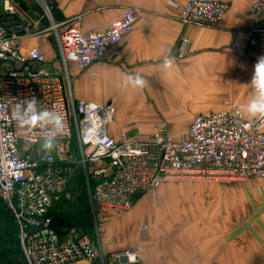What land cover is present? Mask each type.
I'll use <instances>...</instances> for the list:
<instances>
[{"label":"crops","instance_id":"crops-1","mask_svg":"<svg viewBox=\"0 0 264 264\" xmlns=\"http://www.w3.org/2000/svg\"><path fill=\"white\" fill-rule=\"evenodd\" d=\"M187 1L0 0V14L7 2L14 7L29 27L22 52L40 48L48 67L64 72L58 34L71 26L82 32L104 30L127 6L137 9V23L119 57L107 55L85 70L67 64L72 96L112 106L114 138L127 132L145 140L164 120L184 119L169 131L182 138L196 115L245 105L254 94V65L264 56V18L250 14L256 0H221L230 11L219 25L184 23L181 11ZM169 55L175 68L166 72L162 62ZM122 73H138L147 84L125 89ZM160 187L145 191L127 212L148 215L150 223L132 229L125 242L103 240V257L93 264H115L112 254L129 248L139 252L132 264H264V185L259 179L239 187ZM127 213L113 215V233L121 232L117 219Z\"/></svg>","mask_w":264,"mask_h":264},{"label":"built area","instance_id":"built-area-1","mask_svg":"<svg viewBox=\"0 0 264 264\" xmlns=\"http://www.w3.org/2000/svg\"><path fill=\"white\" fill-rule=\"evenodd\" d=\"M230 5L221 0H188L184 23L219 25ZM264 18V0L250 9ZM138 10L127 6L104 30L82 32L78 26L58 34L64 72L48 67L40 48L23 53L29 27L7 2L0 14V201L12 211L27 264H93L103 251L88 234L63 236L51 228L53 203L64 190L74 165L88 175L93 203L103 209L130 211L139 191L170 180L245 182L264 185V120L240 114L239 106L196 115L184 137L158 126L148 139L111 135L115 110L105 103L72 96L68 63L85 70L107 55L119 57L123 41L135 27ZM254 31H260L253 28ZM254 44L255 41H252ZM35 97L39 107L64 118V133L50 154L40 144L42 131L20 129L13 118L17 104ZM76 133L78 149L71 139ZM90 177V179H89ZM91 180V183H90ZM115 264H132L139 252L129 248L112 254Z\"/></svg>","mask_w":264,"mask_h":264},{"label":"rangeland","instance_id":"rangeland-1","mask_svg":"<svg viewBox=\"0 0 264 264\" xmlns=\"http://www.w3.org/2000/svg\"><path fill=\"white\" fill-rule=\"evenodd\" d=\"M64 68V67H63ZM234 104H237L234 102ZM166 122L167 125V130L168 132L172 129L174 131L177 130L178 126H173L172 124L180 121V122H184V119H180V120H164ZM114 122H115V117H114ZM114 124V123H113ZM176 129V130H175ZM179 130V129H178ZM130 136H134L130 133H128ZM121 135V134H120ZM119 135V136H120ZM76 133L73 134V137L71 139V144L72 146H74V144L76 143ZM142 139V138H141ZM42 144V143H41ZM40 144V146H41ZM78 170V169H77ZM72 171V174L69 177V184L66 188V190L64 191V193L62 194L63 198L60 197L61 195H59V198L57 200L54 201L53 203V208L54 211H59L61 210V208L65 207V206H69V211H70V217L72 220H75V226L76 228L80 229V230H89L90 233H88V235H91L94 237L95 242H97V244L99 245L100 243H102L103 240H105L106 238H109L111 241H115L117 243H121V242H125L126 239H128L131 236L132 229L135 231L139 228V226L142 224V226L144 225V223L148 224L150 223V218L148 217V215H142L139 213H127V212H123L120 210H116V209H103L100 208L98 206H96L92 199H91V188L89 186V182H88V175L85 172L86 175V183L88 186V192L86 195V202H83L84 200L81 199V201H77L78 196L83 195L82 192L72 196V192L74 190L73 187V183L75 180L76 175H78V171ZM90 179V177H89ZM246 182V181H245ZM164 183H168L170 184V186L172 185V187L174 188V190L176 191H182L181 189H177V187H179V185H186L188 183H194V184H201V183H209V184H232L235 186H243L244 182H209V181H200V180H170V181H166ZM162 186V184L160 185ZM157 187V188H152L149 190H157L160 189L161 187ZM149 190H142L139 191L138 193V197L140 195H142L145 191H149ZM86 194V191H85ZM89 194V196H88ZM84 198V196H83ZM53 211V212H54ZM129 212V211H128ZM118 213H127L128 215H125V217L123 215H120V217H118V221L117 223L120 225L121 222V227H119V231L121 232H117V233H113V224L111 223V219L113 217V215H117ZM115 219V218H114ZM124 226V227H123ZM79 232V230H77ZM125 240V241H124Z\"/></svg>","mask_w":264,"mask_h":264},{"label":"clouds","instance_id":"clouds-1","mask_svg":"<svg viewBox=\"0 0 264 264\" xmlns=\"http://www.w3.org/2000/svg\"><path fill=\"white\" fill-rule=\"evenodd\" d=\"M163 68L171 72L175 68V60L172 56H165ZM147 84L144 77L138 73H122L121 86L125 89H143ZM254 89L251 99L240 107V114L246 118H260L264 120V56L258 58L254 65L250 81ZM13 118L20 129L32 131L39 128L42 131L41 148L45 154H50L55 147L58 136L64 133V118L55 110H45L39 107L38 100L33 96L23 104H17L13 111Z\"/></svg>","mask_w":264,"mask_h":264},{"label":"trees","instance_id":"trees-1","mask_svg":"<svg viewBox=\"0 0 264 264\" xmlns=\"http://www.w3.org/2000/svg\"><path fill=\"white\" fill-rule=\"evenodd\" d=\"M75 134V133H74ZM75 150L78 149V142L76 139V143L72 146ZM74 171H78V175H76L74 183H73V194L72 196L82 192L83 195L78 196L77 201L84 200L86 202V195L88 192V186L86 183V175L84 172V168L79 165L73 166ZM91 183V180H90ZM69 184V180L62 191L66 190ZM86 191V194H85ZM61 192L62 197L63 193ZM84 196V198H83ZM89 196V194H88ZM63 198V197H62ZM138 199V193L135 196V201ZM56 202V201H55ZM54 207V206H53ZM54 208L51 212V228L55 230V232L63 236L68 232L74 231L80 234H88L89 230H80L75 226V220L71 219L69 206H65L61 208V210L54 211ZM71 217V218H70ZM79 230V232L77 231ZM91 236V235H90ZM94 240V237L91 236ZM0 264H27L25 255L23 253L20 240H19V229L18 224L15 219L12 211L7 207L6 204L0 201Z\"/></svg>","mask_w":264,"mask_h":264}]
</instances>
